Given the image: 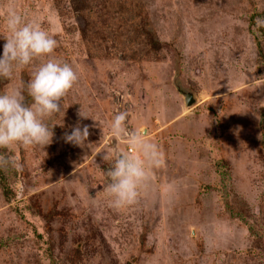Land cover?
<instances>
[{"label": "rangeland", "instance_id": "374dc122", "mask_svg": "<svg viewBox=\"0 0 264 264\" xmlns=\"http://www.w3.org/2000/svg\"><path fill=\"white\" fill-rule=\"evenodd\" d=\"M9 7L56 39L78 81L49 145L0 150L13 161L0 169V264H264V0H0V34ZM190 110L202 152L178 125L158 131ZM121 111L162 163L137 203L114 210L103 157L128 152L110 131ZM77 124L85 147L65 141Z\"/></svg>", "mask_w": 264, "mask_h": 264}, {"label": "clouds", "instance_id": "9594fccd", "mask_svg": "<svg viewBox=\"0 0 264 264\" xmlns=\"http://www.w3.org/2000/svg\"><path fill=\"white\" fill-rule=\"evenodd\" d=\"M5 32L0 38L6 42L0 56V80L10 81L17 70L36 62L35 70L23 87L0 92V150H10L13 145L25 149L40 146L45 148L54 135L50 121L65 115V98L78 81L74 67L53 57L57 41L35 21L27 20L14 7L4 15ZM257 28L264 27V19L257 18ZM194 104V103H193ZM78 115L88 116L82 109ZM128 113H117L110 125L114 138H125L136 153L122 152L116 156L106 154L109 162L106 175L109 183L105 191L114 210L133 206L138 201L141 187L148 179V169L162 163L158 147L143 136L126 127ZM99 126L103 125L99 122ZM89 126L77 124L65 141L85 147L89 137ZM13 161L0 155V169L6 170Z\"/></svg>", "mask_w": 264, "mask_h": 264}, {"label": "crops", "instance_id": "0c3cea01", "mask_svg": "<svg viewBox=\"0 0 264 264\" xmlns=\"http://www.w3.org/2000/svg\"><path fill=\"white\" fill-rule=\"evenodd\" d=\"M164 106H166V104ZM168 107L169 108H172V109H175V108L178 107V109H179V107L181 108V105L179 103H177V107H176V105H172V106L171 105H168ZM194 113H195L194 110L187 111V114H185V115H184V112H180V117L185 118L184 119L185 120L184 125H179V122H180L179 116H176L174 118H172V117L166 118L165 119V122L159 121L162 124L158 128V131H161L162 129H164V131H166V128L169 127L171 124H172V126L178 125V126H180V128H179L180 129V132H182L183 130L188 131V133L186 135V136H188V138H184V140L182 139L181 142L184 141L187 144H190V143H192V144L198 143L199 146H200V148H201L200 149V152H202V148H205L202 140L200 138H198V137L197 138L195 137L196 138V141H195L193 139L194 136L192 137V133H196L197 132L196 131L197 130V126L201 124L200 120L197 118V116H199L198 115L199 113H195V114ZM157 120H161L160 119V114H158ZM150 129L151 128H148V131ZM142 130H145V129H142ZM204 130H205V128H203L202 130H200L199 134H202L201 132H204ZM144 132H147V131L145 130ZM197 134H198V132H197ZM131 152L133 153L134 150L132 149ZM180 153L181 154H185L186 156H191L192 155L191 152H189V153H182V152H180ZM137 154H139V153H137ZM187 165H190V164H187ZM187 165H185V164L182 165V167H180V170L181 169H182V171L188 170Z\"/></svg>", "mask_w": 264, "mask_h": 264}, {"label": "water", "instance_id": "95a60500", "mask_svg": "<svg viewBox=\"0 0 264 264\" xmlns=\"http://www.w3.org/2000/svg\"><path fill=\"white\" fill-rule=\"evenodd\" d=\"M185 89V88H183ZM180 92L184 95V101L186 103V105H190L192 103H194L196 100H195V96L194 94H192L191 91H183V90H180Z\"/></svg>", "mask_w": 264, "mask_h": 264}, {"label": "built area", "instance_id": "2783aa9c", "mask_svg": "<svg viewBox=\"0 0 264 264\" xmlns=\"http://www.w3.org/2000/svg\"><path fill=\"white\" fill-rule=\"evenodd\" d=\"M128 151H129V152H131V151H132V149H131L130 147H128Z\"/></svg>", "mask_w": 264, "mask_h": 264}]
</instances>
